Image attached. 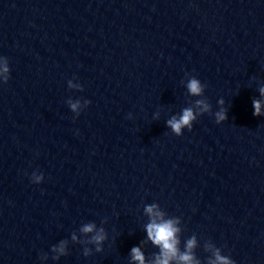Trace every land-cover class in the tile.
I'll list each match as a JSON object with an SVG mask.
<instances>
[{
  "label": "clouds",
  "instance_id": "1",
  "mask_svg": "<svg viewBox=\"0 0 264 264\" xmlns=\"http://www.w3.org/2000/svg\"><path fill=\"white\" fill-rule=\"evenodd\" d=\"M4 73L9 72V67L7 64H5L3 68ZM9 77L5 76V83H7ZM189 92L193 96H199L203 92V85L201 84L200 80L197 78H192L189 80L187 84ZM260 93L262 96H264V88L260 89ZM196 104L198 106L202 105L204 111H208V105L202 101L197 100ZM73 111L77 108L76 104L71 105ZM253 107H254V115H260V109H261V102L259 100L253 101ZM196 119V115L194 114L193 109L186 108L183 110L182 115L177 119L176 117L171 118L167 121L168 126L172 129V131L176 135H181L182 128L187 127L189 130L192 128V122ZM226 119V114L221 111L216 113V122L220 123L221 121ZM42 179V177H37L36 183H39V181ZM146 211L151 214L153 212V206H149L146 208ZM93 229L92 225L86 226L83 231L85 232H91ZM178 231V229L174 226V221L168 220L161 223L155 222V220L147 225V234L148 238L156 245L161 247V256L157 258L156 264H169V261L173 258H176L178 255V249L176 247L178 241L175 238V233ZM97 242H100L104 239V236L97 235L94 238ZM195 244V240H189L188 241V248L191 249ZM63 251V249H61ZM132 258L135 261H139V264H144V256L139 248L134 247L132 250ZM179 260L184 262V264H191L192 257L185 253L182 255H179ZM212 264H232L230 260H228L226 257H222L219 255V253H216V260L212 262Z\"/></svg>",
  "mask_w": 264,
  "mask_h": 264
}]
</instances>
